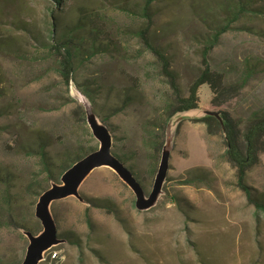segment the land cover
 Returning <instances> with one entry per match:
<instances>
[{
    "label": "rangeland",
    "instance_id": "1",
    "mask_svg": "<svg viewBox=\"0 0 264 264\" xmlns=\"http://www.w3.org/2000/svg\"><path fill=\"white\" fill-rule=\"evenodd\" d=\"M249 3L264 9V0ZM122 7V0H0V264L24 261L29 242L23 226L34 234L42 230L34 212L45 190L39 187H47L44 166L56 175L67 155L98 148L78 109L84 110L75 83L65 85L49 52L56 19L95 15L103 27L104 42L94 50L90 42L84 45L77 84L92 96L97 117L107 120L112 153L151 191L174 94L137 35L143 21ZM234 9L233 0L156 5L152 39L170 58L183 96L201 72L206 37ZM82 35L88 38L86 31ZM209 62L227 86L239 89L224 110L241 127L264 113V14L241 16ZM199 97L198 109L174 117L184 118L157 206L137 211L133 192L118 176L107 167L96 169L80 187L83 201L69 197L51 206L59 232L77 242L53 247L40 264H264V213L238 187L224 139L194 122L212 109L207 86ZM40 137L48 143L45 161L34 144ZM246 183L264 201V154Z\"/></svg>",
    "mask_w": 264,
    "mask_h": 264
},
{
    "label": "trees",
    "instance_id": "2",
    "mask_svg": "<svg viewBox=\"0 0 264 264\" xmlns=\"http://www.w3.org/2000/svg\"><path fill=\"white\" fill-rule=\"evenodd\" d=\"M53 1L57 5H60L63 0ZM175 1L176 0H122V10L126 14L143 21L144 25L137 31V35L143 46L160 62L162 73L168 80L173 91L174 101L168 106L166 119H170L178 113H186L198 109L200 106V89L203 86H207L212 93V109L210 112H218L223 123L221 124L216 117L209 115L194 120V122L204 123L207 126L209 134L220 135L224 139L226 145V159L227 162L236 169L238 187L246 194L249 201L255 205L256 210L264 213V201L262 197L260 195H253L252 189L248 187L246 183L248 173L259 165L260 157L264 154V113L253 115V117L241 127V124L232 118L229 112L224 110V106L238 93L239 89L234 85L227 86L225 84L224 74L214 70L209 62V57L214 48L219 44L223 34L227 33L231 26L235 24L241 16L248 13L260 16L264 14V9L251 8L249 3L250 0H233L235 3V11L231 13L224 24L211 29L209 36L206 37L201 51V72L190 85L188 94L183 96L178 86L177 75L172 70L170 58L152 39L157 16L155 12L156 5L164 2L170 4ZM84 31L87 32L89 39L87 37L83 38L82 32ZM103 33L104 29L101 25L99 26L97 24L96 16H87L84 14L79 16V19L75 22H69L66 19L58 21V19H56L53 23V29L50 30V45L48 48L56 61L58 74L67 87L70 86L71 83H75L76 89L91 101H93L92 96L88 92H82L80 86L77 84L75 76L76 63L79 61L84 51V45L88 44L87 42L91 43L89 50L96 49L98 42H104L99 39V36ZM83 87L87 90L84 85ZM78 109L82 114V120L85 121L84 110L82 107H78ZM100 120L104 124L107 122L106 119ZM34 144H36L37 150L41 154L43 161L47 160L48 153L46 150L48 143L43 141L40 137ZM162 144L163 143L158 145V154L162 150ZM96 149L97 148L93 147L87 149L80 148L75 155H67L60 163L59 171L56 175L45 165L44 168L47 173L46 188H48L52 182L58 183L61 175L67 168L85 154L95 151ZM120 161L123 163L121 159ZM156 166L157 164L154 165L152 174L156 173ZM127 168L130 170L129 167ZM46 188L39 187V189L43 190ZM22 228V230H27L24 226ZM31 231L34 233L37 232L36 229H32ZM58 236L59 239L65 242H77L69 238L67 233H60L59 229Z\"/></svg>",
    "mask_w": 264,
    "mask_h": 264
},
{
    "label": "water",
    "instance_id": "3",
    "mask_svg": "<svg viewBox=\"0 0 264 264\" xmlns=\"http://www.w3.org/2000/svg\"><path fill=\"white\" fill-rule=\"evenodd\" d=\"M77 93L79 96L76 100L83 105L86 123L92 136L98 142V148L82 156L64 171L59 183L52 182L50 187L39 195L34 215L40 222L42 230L38 234H34L29 230L22 231L29 242L22 264H40L44 261L45 254L48 251L65 242L59 239L58 225L52 214L51 206L54 202L69 197H75L79 201H83L79 192L80 187L96 169L107 167L118 176L133 192L135 196L134 206L137 211L147 212L155 208L161 197L165 194L164 186L170 171V159L174 147L176 129L178 128L177 124L184 118L182 116L174 117L185 113H178L172 116L167 123L165 141L162 146L161 157L152 188L149 193H146L133 172L112 153L113 135L109 127L97 117L88 98L79 90H77ZM205 115L216 117L221 124L223 123L218 112L206 111Z\"/></svg>",
    "mask_w": 264,
    "mask_h": 264
}]
</instances>
